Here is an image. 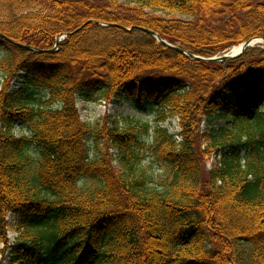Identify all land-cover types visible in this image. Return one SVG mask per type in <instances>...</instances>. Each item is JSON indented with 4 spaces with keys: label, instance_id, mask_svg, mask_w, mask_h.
Instances as JSON below:
<instances>
[{
    "label": "trees",
    "instance_id": "trees-1",
    "mask_svg": "<svg viewBox=\"0 0 264 264\" xmlns=\"http://www.w3.org/2000/svg\"><path fill=\"white\" fill-rule=\"evenodd\" d=\"M256 38L264 0H0V264H264V49L206 61ZM115 98L149 144L81 120Z\"/></svg>",
    "mask_w": 264,
    "mask_h": 264
},
{
    "label": "rangeland",
    "instance_id": "rangeland-1",
    "mask_svg": "<svg viewBox=\"0 0 264 264\" xmlns=\"http://www.w3.org/2000/svg\"><path fill=\"white\" fill-rule=\"evenodd\" d=\"M123 2L125 0H122ZM181 19H184L183 17H180ZM260 47H262L261 44H256ZM241 46V45H239ZM232 47L228 52L233 53V50L235 47ZM1 58V54H0ZM2 76L0 75V88L2 84ZM19 81L16 80V83ZM19 88V86H14ZM40 98V96L38 97ZM77 107L79 109V114L81 116V120L83 122H87L89 124H92L94 126H97L98 123H102L105 118H117L121 119L122 123H124L125 119H134L139 121L141 124H149L151 130L147 135L142 134V140L146 141L148 144L152 141V137L154 135L153 128L157 125H160L158 122L159 118V111L157 109H154L152 107L146 106L144 108H139L129 102H127L123 98H115L114 102H84L82 100H78ZM225 124L224 120L215 121L213 125H211V128L218 129L219 127L223 126ZM163 128H166L169 130L170 133L176 134L180 132V125L179 121L176 118H169L166 119L164 122L161 123ZM208 123L204 124V128H207ZM15 133L17 136L22 135H30V132L27 127L23 126L22 124H18L15 128ZM90 147H91V156L95 158V155L97 154V143L94 138L90 140ZM101 147V146H100ZM143 157V167L144 169L151 174V176L155 179L156 184H160L161 178H162V171L161 166L156 162L155 159H153L152 153L150 150L145 149L142 153ZM218 158L214 155L212 158H207V162L205 163L206 170H210L217 164ZM16 234L11 230L9 233V237L11 242H13L16 238ZM5 264H15L9 260V258H6Z\"/></svg>",
    "mask_w": 264,
    "mask_h": 264
},
{
    "label": "water",
    "instance_id": "water-1",
    "mask_svg": "<svg viewBox=\"0 0 264 264\" xmlns=\"http://www.w3.org/2000/svg\"><path fill=\"white\" fill-rule=\"evenodd\" d=\"M147 32L150 33L151 35H153L155 38H157V40H158L160 43L164 44V45L167 46V47L173 48V49L178 50V51H180V52H182V53H184V54H186V55H189L191 58L204 60L203 58H200V57H197V56L190 55V54H188L187 52H184L183 50L179 49L178 47H175V46H173V45H170V44L167 43L166 41L162 40V39L159 37V35H158L157 33L153 32V31H149V30H148ZM62 39H63V38H62ZM261 40H262V42H264V39H261ZM60 41H61V39H59V40L57 41V45H58V43H59ZM255 44H256V40H251V41H249V42H246L244 45H242L241 48H240V51L237 52V53H234V52H233V53H230V54H225L223 57H220V58H212V59H209V60H206V61H220V62H223V61H226V60H229V59H234V58H236V57L242 55V53H243L245 50H247V49H249V48H253V47H255Z\"/></svg>",
    "mask_w": 264,
    "mask_h": 264
},
{
    "label": "bare ground",
    "instance_id": "bare-ground-1",
    "mask_svg": "<svg viewBox=\"0 0 264 264\" xmlns=\"http://www.w3.org/2000/svg\"><path fill=\"white\" fill-rule=\"evenodd\" d=\"M262 43H263V45H264V42H262ZM240 48H241L240 46H239V47H235L234 50H233V52H234V53L239 52V51H240Z\"/></svg>",
    "mask_w": 264,
    "mask_h": 264
}]
</instances>
